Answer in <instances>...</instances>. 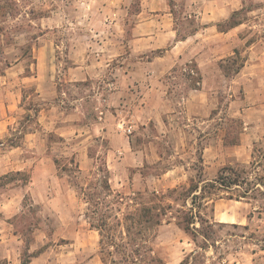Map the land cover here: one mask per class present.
<instances>
[{
    "label": "rangeland",
    "instance_id": "rangeland-1",
    "mask_svg": "<svg viewBox=\"0 0 264 264\" xmlns=\"http://www.w3.org/2000/svg\"><path fill=\"white\" fill-rule=\"evenodd\" d=\"M169 1L179 36L193 31L186 1ZM145 2L0 0V264H104L92 223L108 218L122 234L128 196L167 194L223 167L264 183V0H236L245 41L235 53L217 47L222 59L206 53L201 67L176 53L144 64L170 49L133 50ZM148 66L167 72L161 111L144 110L143 80L127 78ZM189 86L203 95L191 91L186 105ZM237 190L203 206L216 222L208 239L190 236L169 212L153 255L161 264L188 256L186 264H264V187L256 199H237ZM177 194L166 199L174 213L186 203Z\"/></svg>",
    "mask_w": 264,
    "mask_h": 264
},
{
    "label": "trees",
    "instance_id": "trees-1",
    "mask_svg": "<svg viewBox=\"0 0 264 264\" xmlns=\"http://www.w3.org/2000/svg\"><path fill=\"white\" fill-rule=\"evenodd\" d=\"M240 11H235L229 20L220 22L219 28L226 30L241 23V19L235 18ZM2 144L3 141L0 139V148ZM246 172L244 168L223 167L215 179H200L197 182L192 180L189 186L176 187L167 194L152 192L150 198H145L144 193L136 192L133 196H128V199L133 200L130 205L131 208L123 218H118V225L123 226L122 234L114 232V225L110 223L108 218H103L97 224L92 223L101 232L100 253L102 261L104 264H161L162 259L153 255L151 242L156 235L157 227L162 224L164 216L168 215L169 212L173 214L171 217L176 218L177 223L190 236L196 238L201 235L208 239V229L216 224L203 214V206L211 199L210 196L216 192L228 191L233 186L238 189L237 199H256V194L263 192L264 183L260 178L256 177L255 180H250L245 175ZM104 183L103 189L107 193L111 192L108 179ZM244 184L247 187H243ZM175 192H178V198L184 199L186 203L190 199L191 206L187 208L186 203H184L182 208H176V213L172 212L175 205L166 199L169 198L168 195L172 196ZM115 197L117 202H121L125 198L120 194H116ZM131 245L137 248H129ZM202 247L205 248V246ZM188 259L189 256L186 260ZM186 260L182 264H186L188 262ZM28 263L29 261L27 263L22 262V264Z\"/></svg>",
    "mask_w": 264,
    "mask_h": 264
},
{
    "label": "crops",
    "instance_id": "crops-1",
    "mask_svg": "<svg viewBox=\"0 0 264 264\" xmlns=\"http://www.w3.org/2000/svg\"><path fill=\"white\" fill-rule=\"evenodd\" d=\"M185 1L186 6L189 5V7L185 6L188 11H184L182 17L184 19L193 17L198 21V24L193 31L183 36H179L180 28L179 22H177L179 16L171 8L169 0H146L144 8L137 13L139 19L131 29L133 36L130 42L134 44L133 50L143 53L148 50L170 46V49H167L163 54L145 61L144 64L153 65L157 62H164L166 58L172 57V53H176V60L185 61V63L197 61L198 66L201 67L206 53L209 52V54L215 56V59H222L223 55H219L220 52L215 50L217 47L229 46L231 53H235L236 46L245 41L244 31L247 24L244 20L226 30H221L218 26L220 22L229 20L233 13L240 9L241 6L236 4V0ZM248 27L251 28L252 26ZM194 50L196 52L191 55ZM212 50L215 51V54ZM171 66L166 65L165 69ZM166 73L165 70L156 71L150 68L142 72L127 73L128 79L132 77L133 79L143 80V97L140 106L144 110L150 112L162 110L169 91V87L163 78ZM188 90L189 92H185L184 98L185 103L187 102L186 105L194 103L192 92H200L196 94L198 96L203 95L201 89L189 86ZM15 148H19V146L17 145ZM2 237L0 234V238ZM30 264H33V262L31 261Z\"/></svg>",
    "mask_w": 264,
    "mask_h": 264
},
{
    "label": "built area",
    "instance_id": "built-area-1",
    "mask_svg": "<svg viewBox=\"0 0 264 264\" xmlns=\"http://www.w3.org/2000/svg\"><path fill=\"white\" fill-rule=\"evenodd\" d=\"M121 125V127H123L124 126V123H122V124H120ZM129 132L131 131L130 129L128 130Z\"/></svg>",
    "mask_w": 264,
    "mask_h": 264
}]
</instances>
